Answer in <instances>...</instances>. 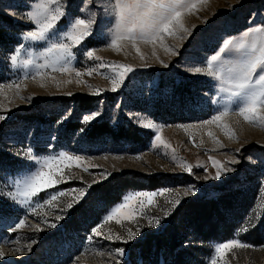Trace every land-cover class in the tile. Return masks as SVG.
<instances>
[{"label": "rangeland", "instance_id": "1", "mask_svg": "<svg viewBox=\"0 0 264 264\" xmlns=\"http://www.w3.org/2000/svg\"><path fill=\"white\" fill-rule=\"evenodd\" d=\"M28 2L0 0V113L6 111V118L0 121V164L9 169L0 170V196L12 191L16 181L34 169L36 162L29 160V155L44 157L54 150L82 157L79 165L65 167L70 178L55 185V190L84 188L85 198L67 214L65 205L76 198L75 192L45 204L52 188L44 190L34 198L33 207L36 202L41 205L35 213L17 201L19 210L0 218V250L6 253L0 264H108L110 260L112 264H209L214 246L228 239H240L252 247L229 251L224 257L226 264H264V123L245 120L232 102L224 99L227 93L217 88L214 78L191 71L207 67V57L218 50L223 39L231 36L232 43H238L250 27L264 25V0H195V8L182 14L188 29L185 37L164 38L175 54L155 43L159 60L152 55V42L138 41L144 54L141 59L130 44L126 51H117L110 46V39L93 36L86 47L74 46L71 67L79 70L81 77L75 71L61 72L59 66L36 76L31 66L25 69L7 58L16 46L23 45L21 59L27 58L31 48L33 58L42 62L41 50L46 45L18 38L32 26L25 15L31 10L24 7ZM38 2L30 0L31 4ZM96 3L99 0H71L69 11L74 19L82 10L81 18L92 19L95 25ZM66 4L67 0H57L52 7ZM110 14L106 9L104 15ZM58 23L62 31L69 30L68 21L62 18ZM114 25V17L111 23L107 19L101 22L105 33L114 32ZM87 48L102 60L86 58L83 52ZM237 56L233 48L225 59ZM111 62L137 66L115 90L111 70L99 68L100 63ZM141 64L149 67H139ZM93 67L98 70L92 75L84 72ZM96 88L103 91L97 94ZM224 106L229 111L219 121H212ZM93 112L98 115L92 121L83 120ZM97 121L111 126L131 123L145 130L148 138L141 142L108 134L93 136L89 126ZM150 124L160 129L171 148L152 142L155 131ZM21 152L25 153L23 159L18 155ZM210 156L230 169L219 180L212 178L216 169ZM233 157L235 163L230 162ZM181 162L191 164L192 172L182 169ZM102 171L110 175L101 179ZM122 182H127V187L117 194L115 188ZM160 188H168L171 194H158L151 205L145 200L143 208L136 198L128 201L130 207L121 211L135 208L133 219L101 222L111 207L124 202L126 194ZM176 199L180 204L173 208L171 201ZM165 210L168 217L163 216ZM57 215L63 218L56 221ZM156 217L163 223L159 230L149 226V219L154 223ZM20 218L25 223L17 229ZM96 223L101 224L104 236L119 234L125 240L95 235L89 239ZM137 228V238L127 241L128 230ZM146 244L150 249L143 258L141 248ZM117 247L125 248V253L117 255Z\"/></svg>", "mask_w": 264, "mask_h": 264}, {"label": "snow or ice", "instance_id": "2", "mask_svg": "<svg viewBox=\"0 0 264 264\" xmlns=\"http://www.w3.org/2000/svg\"><path fill=\"white\" fill-rule=\"evenodd\" d=\"M86 2V0H85ZM57 0H39L38 3L31 4L30 0L24 5V7L31 8L30 11H26L25 15L28 21L31 22L30 30L24 31L19 34L20 39L26 41L40 42L46 46L41 50L42 62L33 58L32 49H28L27 58H20V52L23 45H18L13 51L8 53L7 58L10 59L13 64L19 62L25 69L29 66L32 67L36 76L41 75L42 70L46 68H55L59 66V71L69 72L75 71L77 77H81L82 73L71 67V61L74 56V46L84 48L86 47V41L96 36L100 39L109 40L110 46L115 47L117 51L127 49L130 44L133 49L144 59V54L138 45V41L146 40L152 42L153 52L152 55L156 56L155 43L159 42L160 46L165 49V52H172L175 54L174 49L168 47L165 42V36L175 37L180 36L181 39L188 33V29L182 22V14L185 11L195 8V0H99V3L93 5L96 8L95 25L92 19H83L81 15L75 16L73 19L71 12L72 8L71 0H67L65 7H52L56 4ZM79 5L77 8L79 9ZM106 9L111 10L109 16H105ZM115 18L114 32L105 33L101 28V22L107 19L111 23V18ZM62 18L68 21V31H62L61 25L58 23ZM255 23V22H254ZM194 35V33H193ZM250 37V38H249ZM217 41L220 37L216 38ZM119 42V43H118ZM233 37L223 39V42L219 44L218 50L214 51L212 55H209L206 60L207 67H195L191 71L194 74H206L209 77L214 78L217 81V88L227 95L224 99L232 102V107L239 112L241 116L247 121L260 120L264 123V25L257 24L254 28L250 27L244 36L238 43H232ZM231 45V47H230ZM176 48L179 45L175 46ZM238 53V56L234 59H225L232 54V50ZM83 55L89 60L101 61L102 58L95 56L92 48H87L83 52ZM157 60L159 57L156 56ZM160 63H164L162 60ZM136 65L123 64L119 62H111L108 64L100 63L99 68L110 69L112 73V89L115 90L125 82L130 73H133ZM139 67H149L147 64H141ZM98 69L85 68L84 72L88 75H92L94 71ZM23 79L24 77H20ZM67 81H65L66 83ZM81 80H77L80 83ZM59 84V81H57ZM16 88L20 85L16 84ZM103 91L101 88H96V93ZM19 95V93H16ZM71 95V93H68ZM229 111L228 106H224L222 111H217L215 115L211 117L212 121H219L225 113ZM98 114L93 112L91 116H84L83 120L86 122L92 121ZM6 118V111L0 113V121ZM207 124L208 121H203ZM149 128L154 129L155 135L152 138V142L155 144L159 142L165 147L171 148L166 140L161 137L160 129L154 124L148 125ZM81 132L84 129L80 130ZM209 135H212L209 132ZM215 139V137H213ZM49 149H52V144L47 145ZM174 151V150H173ZM235 151L239 152V149ZM28 153H31V149H28ZM18 155L23 159L25 153L21 152ZM28 159L35 161V167L33 170L27 171L22 178L16 181L15 188L0 196V218H8L11 210H19L18 204H27L26 210L29 212H36L37 208L41 205L36 202L33 207L34 198L43 193L44 190L52 188V192L49 199H45L44 203L49 204L50 201H55L56 198L62 194H70L75 192L76 198L69 201L64 208L65 214L67 210L73 208L75 204H78L82 198H85V189H63L62 192H57L54 188L55 185L61 184L70 177L65 174V167H71L73 163L80 164L82 157L74 156L66 151H60L56 153L53 150V154L44 157H37L35 155H29ZM213 167L216 169L214 179L219 180L222 174L227 173L230 169L223 164L222 161L215 157L208 158ZM231 163H235V157L230 158ZM63 165V167L61 166ZM180 167L187 172L191 173L193 166L186 162H181ZM199 167V165H197ZM23 168V166H22ZM18 169L17 171L22 170ZM0 170L9 171L7 166L0 164ZM84 170L87 171V166H84ZM207 171V169H205ZM110 174L106 171H102L100 174L101 179H106ZM205 179H209V176H205ZM91 186H89L90 188ZM193 192L197 189L193 187ZM165 192L170 193L168 188H160L155 191H138L131 194H126L123 197V203H117L106 215L101 217V222L116 220L117 223L123 220H131L137 215V210L131 208L129 211H121L122 209H128L130 206L128 201L136 198L141 208L145 205V200L148 205L153 203V198L158 194ZM188 195L187 192L184 193ZM22 198V199H21ZM180 204V200L176 199L171 201V206L175 208ZM100 206L103 207V202H100ZM170 213L165 210L163 212L164 217H168ZM63 217L57 215L56 221H60ZM25 223L23 218L19 219L16 223V228L19 229ZM55 227V224H51ZM149 226L156 228L163 227V223L159 217L155 218L153 223L149 219ZM158 226V227H157ZM100 223H96L91 228V234L96 237H101L105 240L124 241L125 238L119 234L109 233L104 236ZM39 230V226H37ZM140 229L134 232L131 229L127 233V241H134L137 238V233ZM125 241V242H127ZM34 243V241H33ZM31 247V244L29 245ZM252 245L242 242L240 239H228L223 242L217 243L214 246V254L211 257L209 264H226L224 261L225 254L229 251H234L236 248H250ZM125 248L117 247L114 252L117 255H123ZM19 254V249H17ZM112 255V250L107 253ZM6 253L0 250V257H5ZM108 264H112L110 260ZM118 264V262H117Z\"/></svg>", "mask_w": 264, "mask_h": 264}, {"label": "trees", "instance_id": "3", "mask_svg": "<svg viewBox=\"0 0 264 264\" xmlns=\"http://www.w3.org/2000/svg\"><path fill=\"white\" fill-rule=\"evenodd\" d=\"M89 130H90L91 135L93 136H96L99 134H108V135H111L115 139L125 138L126 140H136V141L141 140V142H144V140L148 138L147 136L148 133L145 130L140 129L131 123L130 124H118L117 126H111L109 123L97 121L89 126ZM126 183L127 182H122L120 183L119 186H116L115 190L117 191V194L122 193L125 190V188L127 187ZM213 203H215V201H213ZM229 203H231L230 200H229ZM212 208L213 206H211V209ZM68 229H70V226H68ZM148 246L149 244H146V245H143L141 248V253H142L143 258H146L148 255V251L150 249V247ZM132 259L135 262L134 257Z\"/></svg>", "mask_w": 264, "mask_h": 264}]
</instances>
